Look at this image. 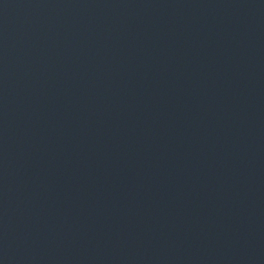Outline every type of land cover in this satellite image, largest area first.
Returning <instances> with one entry per match:
<instances>
[{
    "label": "water",
    "instance_id": "obj_1",
    "mask_svg": "<svg viewBox=\"0 0 264 264\" xmlns=\"http://www.w3.org/2000/svg\"><path fill=\"white\" fill-rule=\"evenodd\" d=\"M0 264H264V0H0Z\"/></svg>",
    "mask_w": 264,
    "mask_h": 264
}]
</instances>
